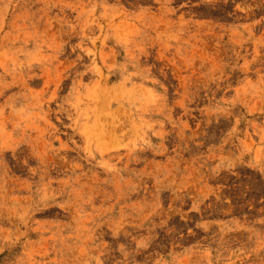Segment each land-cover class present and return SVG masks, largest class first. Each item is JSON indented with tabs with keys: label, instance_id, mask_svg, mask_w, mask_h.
Wrapping results in <instances>:
<instances>
[{
	"label": "rangeland",
	"instance_id": "1",
	"mask_svg": "<svg viewBox=\"0 0 264 264\" xmlns=\"http://www.w3.org/2000/svg\"><path fill=\"white\" fill-rule=\"evenodd\" d=\"M0 264H264V0H0Z\"/></svg>",
	"mask_w": 264,
	"mask_h": 264
}]
</instances>
